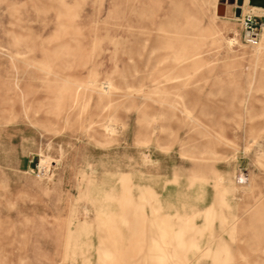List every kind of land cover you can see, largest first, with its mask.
<instances>
[{"label":"rangeland","instance_id":"374dc122","mask_svg":"<svg viewBox=\"0 0 264 264\" xmlns=\"http://www.w3.org/2000/svg\"><path fill=\"white\" fill-rule=\"evenodd\" d=\"M245 2L0 0V264H264Z\"/></svg>","mask_w":264,"mask_h":264},{"label":"built area","instance_id":"2783aa9c","mask_svg":"<svg viewBox=\"0 0 264 264\" xmlns=\"http://www.w3.org/2000/svg\"><path fill=\"white\" fill-rule=\"evenodd\" d=\"M241 23L244 28V40L252 46L258 44L264 25L259 20L257 14L255 12L244 14Z\"/></svg>","mask_w":264,"mask_h":264},{"label":"water","instance_id":"95a60500","mask_svg":"<svg viewBox=\"0 0 264 264\" xmlns=\"http://www.w3.org/2000/svg\"><path fill=\"white\" fill-rule=\"evenodd\" d=\"M242 2H243V0H237V5H238V6L241 5ZM225 9H226V5H225L223 2H221V3L218 5V9H217V11L219 12L220 15H222L223 13L225 14V12H226ZM237 10H238L237 13H238V14H241L240 7H238Z\"/></svg>","mask_w":264,"mask_h":264},{"label":"bare ground","instance_id":"6f19581e","mask_svg":"<svg viewBox=\"0 0 264 264\" xmlns=\"http://www.w3.org/2000/svg\"><path fill=\"white\" fill-rule=\"evenodd\" d=\"M247 1H256V3H258L259 5H263L264 4V0H246L245 4L247 3ZM244 4V0L242 2V4L240 6H242ZM244 7V6H243ZM257 8V7H256ZM241 9V8H240ZM257 9H260V8H257ZM256 9V10H257ZM262 10V9H260ZM264 10V9H263Z\"/></svg>","mask_w":264,"mask_h":264}]
</instances>
